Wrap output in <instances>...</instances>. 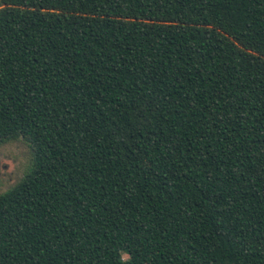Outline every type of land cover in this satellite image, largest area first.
Segmentation results:
<instances>
[{
	"label": "trees",
	"instance_id": "trees-1",
	"mask_svg": "<svg viewBox=\"0 0 264 264\" xmlns=\"http://www.w3.org/2000/svg\"><path fill=\"white\" fill-rule=\"evenodd\" d=\"M19 138L0 264H264V0H0Z\"/></svg>",
	"mask_w": 264,
	"mask_h": 264
},
{
	"label": "rangeland",
	"instance_id": "rangeland-1",
	"mask_svg": "<svg viewBox=\"0 0 264 264\" xmlns=\"http://www.w3.org/2000/svg\"><path fill=\"white\" fill-rule=\"evenodd\" d=\"M30 158L28 144L21 138L0 146V193L9 190L24 177ZM123 258L127 256L123 255Z\"/></svg>",
	"mask_w": 264,
	"mask_h": 264
}]
</instances>
